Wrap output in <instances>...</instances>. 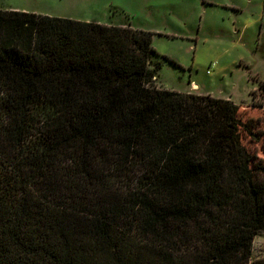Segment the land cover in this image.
<instances>
[{
    "label": "trees",
    "instance_id": "trees-1",
    "mask_svg": "<svg viewBox=\"0 0 264 264\" xmlns=\"http://www.w3.org/2000/svg\"><path fill=\"white\" fill-rule=\"evenodd\" d=\"M154 36L0 10V264H264V114L158 87Z\"/></svg>",
    "mask_w": 264,
    "mask_h": 264
},
{
    "label": "rangeland",
    "instance_id": "rangeland-1",
    "mask_svg": "<svg viewBox=\"0 0 264 264\" xmlns=\"http://www.w3.org/2000/svg\"><path fill=\"white\" fill-rule=\"evenodd\" d=\"M0 10L154 32L162 88L212 95L264 114V0H0ZM175 33L184 39L169 37ZM245 144L264 158V139ZM262 258L264 232L253 251V260Z\"/></svg>",
    "mask_w": 264,
    "mask_h": 264
},
{
    "label": "crops",
    "instance_id": "crops-1",
    "mask_svg": "<svg viewBox=\"0 0 264 264\" xmlns=\"http://www.w3.org/2000/svg\"><path fill=\"white\" fill-rule=\"evenodd\" d=\"M116 26H122V27H131V28H133V29H137V28H134L133 26H132V24H122V25H116ZM138 30H141V29H138ZM154 33V32H153ZM157 34L155 33V36H156ZM154 36V37H155ZM170 38H173V39H184V36L182 35V34H178V33H175V34H171L170 36H169ZM153 42H154V40H153ZM157 84H158V80H157ZM159 86H161L160 84H158ZM162 87V86H161ZM186 93H191V92H186ZM262 259H264V258H262ZM262 259H257V260H262Z\"/></svg>",
    "mask_w": 264,
    "mask_h": 264
}]
</instances>
